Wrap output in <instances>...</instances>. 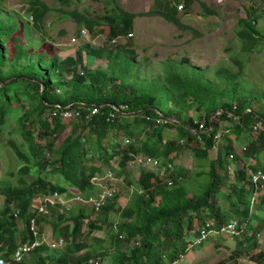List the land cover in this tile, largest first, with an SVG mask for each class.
I'll list each match as a JSON object with an SVG mask.
<instances>
[{
    "label": "trees",
    "instance_id": "16d2710c",
    "mask_svg": "<svg viewBox=\"0 0 264 264\" xmlns=\"http://www.w3.org/2000/svg\"><path fill=\"white\" fill-rule=\"evenodd\" d=\"M68 1L70 0H60ZM170 1L172 0H160V10L156 11L178 24V7L173 6ZM176 1H184L185 6H188L191 0ZM117 8L118 4L113 0L109 7L111 12L104 11L101 20L90 18L75 8L58 9L82 24V29L92 38L103 34V25L106 24V39L111 41L120 34L129 33L136 15L122 9L115 12ZM49 9L44 0H31L28 13L35 22L40 23ZM210 13H214V10H210ZM15 23L17 22L13 20L6 25L0 21V130L5 123V116L12 114L14 107L21 106V113L16 119L21 142L17 144L12 139L8 140L20 161L16 169V184L0 186V193L4 195V206L0 210V250L4 252L5 258L9 257L19 243H30L38 239L37 246L25 254L20 262L12 264H79L92 259L88 250L79 254L86 247V239L81 237V227L83 221H89V230H96L100 227L98 220H90L89 215L83 214L82 209L73 213L66 206H61L58 199L61 194L66 197L68 188L74 189L75 195L85 197L90 194L95 188L91 177L101 172L102 167L111 165L116 150L121 151L122 155L118 165L125 170L136 152H143L142 154L155 157L160 162L154 166L142 165L147 170L136 177L140 191L132 197L135 202L131 201L123 206L116 226L113 227L112 222L108 221L114 250L111 254L112 264H172L185 255L190 247L198 248L212 239L224 241L227 237L235 240L237 250L232 252L235 260L241 253L238 247L249 250L257 246L258 234L264 229V190L249 183L248 168H264L260 159L264 153V113L252 109L249 100L246 101L247 96L241 94L240 97L232 96L230 101H221L224 92L218 91L212 84L193 74L183 76L177 70L167 76L169 85L162 87L159 92L144 82L139 85L129 79L132 75L129 69L134 67L135 62L121 55L120 48L90 49L88 44H83L76 52L81 56L82 51L89 48L93 58H105L108 61L107 66L96 67L90 71L88 65L79 64L82 62L80 58L67 57L64 64L68 65V81L59 83L61 79L55 74L54 68L49 69L48 66L45 68L46 74L42 76L39 75L36 64L28 72L14 65L7 69L3 60L6 51L10 52V57L14 55L19 59L22 56L31 58L16 36L13 37L12 44L14 52L6 44V40L11 39L19 28ZM242 24L244 27L240 32L241 40L245 44L243 47L250 49L255 43L253 40L257 38L255 19L245 18ZM126 51L132 53L127 49ZM53 60L56 61V58H51L49 65ZM78 64L83 69L81 74L75 71ZM218 75L227 80L235 76L226 73L224 69L219 70ZM55 86L61 88L60 92L56 93V89L54 91ZM156 95L161 98L165 95L164 107H154ZM23 99L27 103H23ZM170 103L172 108L167 107ZM64 107L80 111V117L75 119L61 116ZM92 107H97L99 114L87 120L86 115ZM200 107H203L204 113L198 119L194 115L186 114L192 110L201 111ZM194 113L198 114L196 111ZM215 113L217 115L212 120V129L208 130L209 120ZM110 115L121 118L116 117L113 122H109L106 119ZM161 115L174 121L157 123L156 120L162 118ZM125 116L132 117L133 125H145L142 129L145 137L139 148L135 144L126 143L122 150L118 146L113 152L108 150L112 153L108 154L106 148L101 146L102 138L114 129L121 131L119 128ZM221 121L230 122L227 132L232 134L255 130L258 123L263 126L260 131H253L252 138L239 156L244 160H255V165L240 166L232 175L234 180L228 182L231 194L235 195V202H230L232 217L229 219L218 204L228 155L232 152L235 156L226 134L223 135L226 145L222 149L216 147V155L209 162L206 171L209 181L201 192L190 193L186 190L185 178H189L191 170L174 164L183 148L193 152V161L207 160L209 151L214 148L213 135ZM170 126H174L176 134L163 143L166 138L165 130L170 132ZM66 130L70 132L66 133ZM72 132H75L74 137L71 136ZM124 136H135V131L125 129V135L121 134L119 141ZM32 167L36 176L28 181L25 175ZM9 172L13 174V171ZM49 172L63 177L64 182L50 181L47 178ZM200 174L201 172L198 173ZM256 190L259 191L257 196L253 195ZM47 196L57 199L50 203L44 200ZM252 196H255L253 202ZM115 197L116 194L110 201L100 204L97 210L94 204H90V209L94 213L100 212L102 219L108 220L117 204ZM40 204L46 205V213H38ZM31 219L35 222L36 235L30 229ZM19 221L24 222L21 229L18 227ZM205 221L213 224L216 232L209 233L197 246H191V235L198 232L196 229L199 230ZM44 222L49 224L52 237H58L52 241L64 240L63 250L50 247L42 239L41 224ZM231 222H236V233L221 230L222 227L226 229ZM120 239L129 244L127 250L121 249ZM96 255L102 257L104 252L99 251Z\"/></svg>",
    "mask_w": 264,
    "mask_h": 264
},
{
    "label": "rangeland",
    "instance_id": "374dc122",
    "mask_svg": "<svg viewBox=\"0 0 264 264\" xmlns=\"http://www.w3.org/2000/svg\"><path fill=\"white\" fill-rule=\"evenodd\" d=\"M44 1L50 9L46 12L43 20L40 23L34 20L32 21L33 23H27L25 20L30 19L28 8L31 0H0V21L8 25L14 20L17 22L15 26L18 27L19 25L11 39L6 40V44H9L14 52L12 44L13 37L16 36L22 43H25L26 52L31 56L32 60L29 61L26 56H22L21 59L14 55L10 57V52L6 51L3 58L5 68L8 69V67L14 65L28 72L31 64L36 62L40 76L46 74L45 68L48 66L47 68L49 69L54 68L55 74L61 79L58 82L61 83V81L70 79V74H66L68 65L64 64V60L67 57L80 58L82 62L79 64L88 65L89 70L93 71L96 67H106L108 61L99 56L94 59L89 48L97 49L102 47L106 50L120 48L122 50L121 55L135 62L134 67L129 69V73L132 74L129 79L139 85L144 82L150 88L160 92L162 87L169 85L167 76L172 71L177 70L183 76L193 74L202 81L212 84L218 91L224 92L225 94L221 101H230L232 96L240 97L242 94L247 96L246 101L249 100V106L252 109L264 113V0H191L188 6H185L184 1L172 0L170 2L173 6L178 7V24L168 20L164 15L156 11L160 10V0H115L118 4L115 12L122 9L136 15L129 33L120 34L118 39L115 37L111 41L106 39L108 31L106 24L103 25L104 33L98 37L92 38L91 35L88 36L87 34L82 38L76 37L79 30L84 26L58 8H64L65 10L75 8L78 12L90 18L101 20V15L104 14V11L111 12L109 7L113 0ZM180 4L182 8H180ZM210 10H214V13H210ZM150 11L154 12L149 13ZM248 17L255 19V30L257 33V38L253 40L255 43L250 49L243 47L245 44L241 40L240 32L244 27L242 24L243 19ZM83 44H88L89 48L86 51H82L80 56L76 50ZM126 49L132 51V53L130 54ZM53 57L56 58V61L53 60V63L49 65ZM79 64L75 67L76 72L77 70H83ZM222 69L226 73L235 74L234 78L227 80L223 76H219L218 71ZM129 73L127 76H129ZM117 82L115 81V83ZM55 89L56 86L54 91ZM60 90L61 88H58V92ZM23 103H27V101L23 99ZM153 105L154 107H164L166 105L165 95L163 98L160 95H156ZM167 107L172 108L171 103ZM16 108H13L14 112L12 114L5 116V123L0 130V186L16 184L18 175L16 169L20 161L12 150L13 147L8 142L9 139H12L17 144L21 142L19 126L16 122L19 113H21V106ZM200 109L201 111L192 110L186 112V114L189 116L194 115L198 119V116H203L204 113L203 107H200ZM195 111L198 114L194 113ZM88 117H86L87 120H89ZM131 120L132 117L125 116L119 129L121 131L114 129L102 138L101 146L106 148L108 154H112L108 150L113 152L120 146L119 136L121 134L125 135V129L135 131V137L139 143L135 144V146L139 148L140 142L145 137V133H142L145 125H133ZM232 120L235 121V119ZM227 125H230L229 121L220 122L217 132L219 137L215 139V147L222 149L226 145L227 142L223 137L226 134L235 152L234 158L229 163L235 167V170L226 171L225 180L222 183L223 186L218 194V204L222 209V213L226 214L229 219L231 216L230 202L232 204L235 202V195L231 194V186L228 182L234 180L232 175L240 166L252 167L255 165L253 164L255 160H244L243 157L239 156L243 148L246 147L247 142L252 138L253 131H260L263 126L258 123L255 126V130L249 132L245 130L240 134H232L227 132V128H229ZM170 128L171 132H166L165 130L166 138L163 143L176 134L174 126H170ZM69 132V130H66V133ZM74 133L72 132L71 136L73 135L74 137ZM120 149L122 150L123 148L120 146ZM215 152L213 148L209 151L207 160L193 161V152L183 148L179 157L175 159L174 164L191 170L189 178H185V188L190 193L201 192L206 187L209 181L206 171L209 168L210 160L216 155ZM232 154L234 155V153ZM121 156V151L116 150L111 159V165L102 167L101 172L95 173L90 179L95 185L92 191L99 188V182L115 190L117 204L109 215L108 220H103L100 212L94 213L90 209L91 201L96 200L94 197L93 199H88V195L85 197L76 196L72 188H68L69 192L66 197L63 194L59 197L61 206H66L73 213H76L78 209H82L83 214L89 215L90 220H98L97 223L100 227L96 230H89V221H83L81 227V237L84 236L86 239V247L79 254L88 250L94 260V264L113 263L111 254L114 250L110 240L111 234L108 230V221L109 223L112 222L114 227L115 223L117 224L118 222L117 217H120L123 206L128 205L131 201L132 203L135 202L132 197H135L140 191L136 183V177L142 171L147 170L143 166H137L132 161L127 163V170L123 169L118 165ZM49 158L52 159V156ZM260 159L264 165V153L260 156ZM109 167L112 170V174L116 175L115 178L113 175H107L106 169ZM256 168L262 169L264 172L263 166ZM10 170L13 171V174L9 172ZM249 170L251 168L248 169V177ZM199 172H201L200 175H198ZM35 176L36 171L33 167L25 175L28 181L34 179ZM47 178L53 182H64L63 177L52 172L47 173ZM249 183L264 190V183L257 185L252 184L250 181ZM258 194L259 191L257 190L253 193L255 196ZM114 195L107 197L104 203L110 201ZM255 196L251 197V202L255 201ZM3 206L4 195L0 193V210H2ZM256 210L253 209V211ZM262 213L264 214V210ZM23 223L18 222L20 229L23 227ZM41 225L42 233L40 234L43 236L42 239L50 245L51 241L58 237H52L53 232L48 223L44 222ZM70 228L72 229V227ZM191 237L194 238L195 235L192 234ZM211 238H214V236L210 237L209 240ZM18 243L19 238H17ZM234 243L235 240L232 237H227L224 241L212 239L198 248L190 247L179 261L172 264H264V229L258 234L256 247L249 250L245 247L241 248L242 246L238 247L241 253L236 257V260L232 258V252L235 253L237 250ZM128 246L129 244L125 240L120 239L121 249L127 250ZM56 247L63 250L64 244ZM99 251L104 252L102 257H97L96 254Z\"/></svg>",
    "mask_w": 264,
    "mask_h": 264
},
{
    "label": "built area",
    "instance_id": "2783aa9c",
    "mask_svg": "<svg viewBox=\"0 0 264 264\" xmlns=\"http://www.w3.org/2000/svg\"><path fill=\"white\" fill-rule=\"evenodd\" d=\"M180 8H182L181 4H180ZM86 31L81 29L79 31V35L78 37L82 38L84 37V35H86ZM120 36H117V39ZM65 111V110H64ZM61 113L60 115L65 117V118H76L78 117L77 113H72L69 111H66ZM59 112V111H58ZM98 113V109L97 108H93L91 110V114H96ZM111 118H113V115H110ZM157 122H162V123H166L167 121L162 120V121H157ZM219 127L217 128L216 132L213 135V140H214V149H216L215 147V139H218L219 134L218 132ZM125 143L129 142V139H125L124 141ZM234 158V155L231 153L228 155V164L226 166V171L229 170L234 171L235 167L231 166L229 163L230 161ZM134 164H136L137 166H142V165H146V166H150V165H156L157 163L160 162L159 159L152 157L150 155H136L134 160H133ZM107 175H112L111 170H107ZM249 181L252 184H259V183H264V172L262 171V169H257V170H249ZM99 188L96 189L95 191H92L90 194H88V199H96L95 201H91L92 204H94L95 209L97 210L100 206V204H103L105 202V200L107 199V197L112 196L115 194V190L113 188L110 187H106V184H102L99 182ZM78 196V195H76ZM57 197H51V196H47L45 197L44 200H46L47 202L50 203H54V200H56ZM59 200V199H58ZM38 213H46L47 209H46V205L45 204H40L37 208ZM213 224H211L209 221H205V223L201 226V228L199 230L196 229V233H194L193 235H195V237H191L190 238V242H191V246H197L202 239H205L209 233L212 232H216L215 229H213L212 227ZM235 226H236V222H231L227 225V228H221L222 231L228 232V233H236L235 230ZM30 229L32 230L33 234L36 235V228H35V222L34 219L30 220ZM39 244V240L36 239L33 242L30 243H24V244H18L17 247L10 253L8 258L4 257V252L2 250H0V264H12V262H20L23 257L25 256V254H27L29 251H31L35 246H37ZM61 244H64V240L63 239H57L55 241H51L50 243V247L52 248H58L56 246H59ZM94 260L93 259H89L87 263H79V264H93Z\"/></svg>",
    "mask_w": 264,
    "mask_h": 264
},
{
    "label": "clouds",
    "instance_id": "9594fccd",
    "mask_svg": "<svg viewBox=\"0 0 264 264\" xmlns=\"http://www.w3.org/2000/svg\"><path fill=\"white\" fill-rule=\"evenodd\" d=\"M27 23H33L32 21H33V18H32V16L30 15V19L29 20H25ZM78 35H79V33H78ZM118 36H120V35H118ZM76 37H78V36H76ZM117 37V36H116ZM14 40V39H13ZM20 43H22L21 42V40H20ZM24 46H25V43H22ZM26 47V46H25ZM24 47V48H25ZM23 48V49H24ZM27 59L29 60V61H32L31 60V58H28L27 57ZM39 61V60H38ZM33 64H36V62L35 63H32L31 64V68H32V66H33ZM78 71V70H77ZM83 71V70H82ZM82 71H78L80 74L82 73ZM41 87H43L42 85H41ZM56 93H58V88H56ZM56 108L58 109L59 107H57L56 106ZM69 107H64L63 108V110H67V111H69V112H72V113H77L78 114V117H76L75 119H77V118H79L80 117V111H75V110H69L68 109ZM93 108H97V107H92V108H90L89 110H88V113H87V115H86V117L87 116H89L88 118H89V120H90V118L92 117V116H94V115H97V114H99V109H98V113H96V114H91V110L93 109ZM61 111V110H60ZM157 113H159V112H157ZM116 117L117 116H114L113 118H111L110 116H107V121H109V122H113L115 119H116ZM161 117L162 118H160V119H157L156 120V122L157 121H162V120H165V121H167L166 123H170V121H174V119H167V118H165L163 115H161ZM87 119V118H86ZM157 123H161V124H166V123H162V122H157ZM171 132V131H170ZM129 139V142H127V143H129V144H139L138 143V139L135 137V136H124L122 139H121V141H119V144H120V146L122 147V148H124L125 147V139ZM136 155H146V154H142V152H136L135 153V156ZM135 158V157H134ZM134 158H132V159H130L129 161H132L133 162V160H134ZM106 170H111V168L109 167V168H107ZM111 172H112V170H111ZM108 173V172H107ZM113 175V177L115 178L116 177V175H114V174H112ZM95 186V185H94ZM179 261V260H178Z\"/></svg>",
    "mask_w": 264,
    "mask_h": 264
},
{
    "label": "water",
    "instance_id": "95a60500",
    "mask_svg": "<svg viewBox=\"0 0 264 264\" xmlns=\"http://www.w3.org/2000/svg\"><path fill=\"white\" fill-rule=\"evenodd\" d=\"M248 111V110H247ZM245 111V112H247ZM217 115V113H215L213 116H211L210 120H209V124H210V127L208 128V130H211L212 129V126H211V123H212V120L213 118Z\"/></svg>",
    "mask_w": 264,
    "mask_h": 264
},
{
    "label": "crops",
    "instance_id": "0c3cea01",
    "mask_svg": "<svg viewBox=\"0 0 264 264\" xmlns=\"http://www.w3.org/2000/svg\"><path fill=\"white\" fill-rule=\"evenodd\" d=\"M120 129V128H119ZM249 169V168H248ZM251 170H257V168H251ZM139 174V173H138ZM175 263V262H174Z\"/></svg>",
    "mask_w": 264,
    "mask_h": 264
}]
</instances>
